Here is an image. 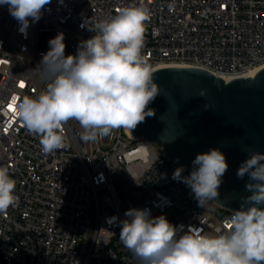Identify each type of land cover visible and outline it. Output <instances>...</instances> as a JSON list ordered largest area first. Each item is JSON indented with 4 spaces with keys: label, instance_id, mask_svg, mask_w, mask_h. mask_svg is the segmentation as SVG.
Segmentation results:
<instances>
[{
    "label": "built area",
    "instance_id": "built-area-1",
    "mask_svg": "<svg viewBox=\"0 0 264 264\" xmlns=\"http://www.w3.org/2000/svg\"><path fill=\"white\" fill-rule=\"evenodd\" d=\"M140 2L51 0L26 37L0 5V166L10 168L18 196L0 214V264H137L119 240V221L131 208L211 235L231 216L216 201L199 206L190 187L173 179L182 166L150 140L119 129L86 143L79 123L69 120L66 146L45 155L39 137L15 115L14 100L45 88L33 69L50 39L63 32L65 55H75L95 35L93 21ZM142 2L151 12L143 52L154 70L197 67L231 80L264 64V0ZM183 169L187 177L191 171ZM111 217L116 224L107 223Z\"/></svg>",
    "mask_w": 264,
    "mask_h": 264
},
{
    "label": "clouds",
    "instance_id": "clouds-1",
    "mask_svg": "<svg viewBox=\"0 0 264 264\" xmlns=\"http://www.w3.org/2000/svg\"><path fill=\"white\" fill-rule=\"evenodd\" d=\"M62 3L63 0H60ZM51 0H0L17 20L25 37L38 22ZM149 8L142 2L119 8L110 18L93 21L95 35L81 41L75 55H65L64 33L49 40V50L33 69L45 88L35 96L14 100L15 115L39 137L41 152L52 154L65 145L64 125L75 120L83 129L82 142H96L114 130L132 132L147 117L148 105L160 94L155 70L144 54ZM206 90L199 96L204 97ZM205 106V110H207ZM237 177L246 174L254 183L246 188L252 195L239 210L225 218L216 234L202 229L175 226L165 215L152 217L149 209L131 208L119 221V240L137 264H264V153L248 151ZM193 170L185 177L177 168L173 179L190 187L199 206L216 201L222 177L228 169L225 155L216 148L197 154ZM18 203L16 180L8 166H0V214ZM117 217L107 219L116 224ZM182 233V234H181Z\"/></svg>",
    "mask_w": 264,
    "mask_h": 264
},
{
    "label": "water",
    "instance_id": "water-1",
    "mask_svg": "<svg viewBox=\"0 0 264 264\" xmlns=\"http://www.w3.org/2000/svg\"><path fill=\"white\" fill-rule=\"evenodd\" d=\"M160 94L147 117L132 132L158 145L165 157L192 171L197 154L219 149L228 169L222 177L216 203L233 211L245 207L254 183L237 171L248 151L264 153V66L251 76L223 80L197 67L155 69ZM206 90L204 97L199 96ZM207 106V110H205ZM264 207V205H260Z\"/></svg>",
    "mask_w": 264,
    "mask_h": 264
},
{
    "label": "bare ground",
    "instance_id": "bare-ground-1",
    "mask_svg": "<svg viewBox=\"0 0 264 264\" xmlns=\"http://www.w3.org/2000/svg\"><path fill=\"white\" fill-rule=\"evenodd\" d=\"M262 66H264V64L260 65L259 67H257V68L254 69L253 71L249 72V73L246 74L244 77L251 76V75H252L257 69H259V68L262 67ZM173 67H174V66H173ZM222 79L225 80V81H227L226 78H222ZM125 131L130 133V131H127V130H125Z\"/></svg>",
    "mask_w": 264,
    "mask_h": 264
},
{
    "label": "rangeland",
    "instance_id": "rangeland-1",
    "mask_svg": "<svg viewBox=\"0 0 264 264\" xmlns=\"http://www.w3.org/2000/svg\"><path fill=\"white\" fill-rule=\"evenodd\" d=\"M115 132H117V130H115ZM156 149L159 151V146L158 145H156Z\"/></svg>",
    "mask_w": 264,
    "mask_h": 264
},
{
    "label": "snow or ice",
    "instance_id": "snow-or-ice-1",
    "mask_svg": "<svg viewBox=\"0 0 264 264\" xmlns=\"http://www.w3.org/2000/svg\"><path fill=\"white\" fill-rule=\"evenodd\" d=\"M21 86H23V85H21Z\"/></svg>",
    "mask_w": 264,
    "mask_h": 264
}]
</instances>
